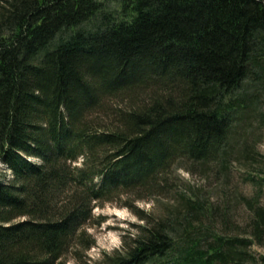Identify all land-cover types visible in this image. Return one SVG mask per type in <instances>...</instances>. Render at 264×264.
I'll use <instances>...</instances> for the list:
<instances>
[{
	"label": "trees",
	"instance_id": "16d2710c",
	"mask_svg": "<svg viewBox=\"0 0 264 264\" xmlns=\"http://www.w3.org/2000/svg\"><path fill=\"white\" fill-rule=\"evenodd\" d=\"M244 83L264 93V0H3L0 264H257L255 196L241 237L195 190L136 205L178 186L182 161L226 170L255 102ZM109 202L141 223L92 261L87 227Z\"/></svg>",
	"mask_w": 264,
	"mask_h": 264
},
{
	"label": "rangeland",
	"instance_id": "374dc122",
	"mask_svg": "<svg viewBox=\"0 0 264 264\" xmlns=\"http://www.w3.org/2000/svg\"><path fill=\"white\" fill-rule=\"evenodd\" d=\"M1 3L3 0H0V5ZM245 88L246 90L242 93L244 95L255 94V102L251 110L237 121V132L234 134L236 142L226 161V170L216 172L215 164L201 167L196 164L190 168L188 162L182 161L173 175L179 178L178 186H173L169 192L161 196L156 195L148 201H138L136 205L140 209L158 212L163 205L176 202L177 193L182 192L183 189L195 190L203 194L202 198L214 206L217 222L215 229L218 232L226 231L240 237L247 235L253 213L250 206L252 197H256L257 206L264 208V182L248 179L243 165L246 157L244 158V154L241 155V150L249 151V155H253L254 159L249 158L248 161L255 162L254 169L261 171L264 177V93L257 89L247 90L251 87L246 83L243 84L241 90ZM118 103L116 100L109 101L105 109L100 111H113ZM224 220H226V225H222ZM139 223L141 222L128 209L113 202L94 208L87 232L92 235L95 244L87 251V257L93 261L101 257L103 252H111L118 248L126 237L127 231L132 232L133 225ZM245 250L258 260L257 264H261L260 259H264V238L261 244H252ZM65 264L76 263L68 257Z\"/></svg>",
	"mask_w": 264,
	"mask_h": 264
}]
</instances>
